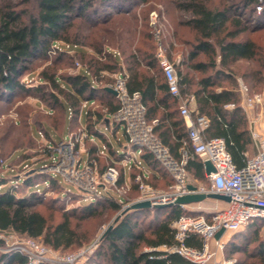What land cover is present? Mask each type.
<instances>
[{"label": "trees", "instance_id": "1", "mask_svg": "<svg viewBox=\"0 0 264 264\" xmlns=\"http://www.w3.org/2000/svg\"><path fill=\"white\" fill-rule=\"evenodd\" d=\"M210 1L185 0L178 4L179 9L191 15L187 21L179 25L189 27L194 35V38L188 39L183 37L182 31L179 33L186 46L181 62L183 67L179 69V96L172 95L168 89L166 77L156 57L158 42L154 32L151 31V34L146 36H151L153 45L145 47L142 42V45L134 48L128 59L121 55L123 49L121 44L106 43L101 37L93 38L90 43H86L84 39V36L87 37L86 34L83 36L81 33L74 35L70 33L76 26L75 20L79 18L84 19V22L91 20V8L109 5L111 8L116 7L117 12H120V7L125 9L130 6V0H22L23 3L32 6L31 11L18 10L15 5L4 3L0 5V101L9 102L10 98L18 97L20 94L39 92L46 110L36 111L35 126L37 131L44 130L49 134L44 119H52L55 127L61 125L63 128L67 123L65 121L67 104L73 107L74 123L83 99L94 100L98 106L89 107L86 113L88 127L92 131L95 124H99L103 118L105 113L103 107L107 106L110 112H115L119 106L118 99L104 89L93 87L87 74L59 73L62 57H68L70 60L73 58L69 53L70 48L89 45L94 53L80 52L82 53L80 56L83 62L89 65L90 73L100 74L104 69L126 71L129 89L140 91L143 96L147 106V120L149 122L157 120L156 134L176 157L180 156V148L188 138L186 123L180 114V105L185 98L184 95L193 94L197 101L198 114L205 115L210 120L206 135L225 138L235 163L243 166L246 153L252 149L254 143L249 130L248 116L241 106L242 97L237 91L239 86L237 76L242 77L249 92L253 94L247 78L253 77L261 81L264 71V43L252 35L238 39L248 28L242 27V21L233 16L234 11H231L230 7L214 6ZM256 3L257 0H241L238 3L242 10L240 14L246 18L248 16L249 21L253 20L254 27L249 30L251 34L264 31V11L257 14ZM103 22L109 23L110 19ZM100 23L101 21L91 22L89 27L96 28ZM55 47L60 50V54L53 60L52 65H48L38 76L45 85L36 88L26 86L21 78L30 70V63L34 59L48 60L51 50ZM110 50L119 52L120 57ZM105 56L108 60L102 62L100 58ZM240 60L254 61L257 65L253 67L251 73L242 74L234 68V64ZM151 67L155 69L152 74L148 71ZM195 75L198 76L196 81L193 79ZM46 88H50L51 91H47ZM229 103H235V106L229 109L226 107ZM32 111H27L23 116L22 120L26 125L31 123ZM196 115L194 112L193 118ZM13 152L7 155L0 152V156L8 161ZM141 157L156 170V173L150 176V184L166 189L173 181L170 175L160 167L150 152L144 151ZM40 168L21 174L24 176L22 182L19 181V177L11 179L12 184H9L8 179L0 173V231L12 229L21 236L41 238L47 246L56 250H76L86 243H91L93 234L89 228H84V224L100 218L109 209L119 210L121 205L118 197L108 190L100 197L89 199L77 190L70 194L83 200L81 207L69 209L64 205H56L60 199L69 195L67 188L70 186L65 185L62 179L40 171ZM187 168L195 178L207 183L202 159L199 157L190 159ZM137 171L133 168L131 172L134 175ZM122 180L121 178L120 183ZM40 181H43L44 186ZM22 187L26 188L27 192L22 193ZM51 191L58 193V199L50 197L51 199L46 201ZM42 208L52 210V213H46ZM154 210L163 211L166 215L161 221L150 223L143 230H136L138 224L136 219L141 214L147 215L146 213L153 211L152 208H126L116 224L104 232L100 247L102 250L106 248L103 256L106 257L108 264H167L168 260L171 264L186 262L176 254H171L168 258L151 259L149 257L151 252L145 251L143 247L173 244L172 223L183 213L192 212L185 211L180 205ZM55 211L59 212L58 215ZM262 223L264 220L257 219L244 229L246 231L234 234L243 235L245 245L234 243V246L238 252L247 255L237 259L233 264H264V240L258 239V227ZM251 231L254 237L244 238V235ZM196 242L191 241L194 244ZM253 244L254 247L250 250V245ZM0 264H27V258L20 253H4L0 257Z\"/></svg>", "mask_w": 264, "mask_h": 264}, {"label": "built area", "instance_id": "2", "mask_svg": "<svg viewBox=\"0 0 264 264\" xmlns=\"http://www.w3.org/2000/svg\"><path fill=\"white\" fill-rule=\"evenodd\" d=\"M255 10L257 14L264 11V0H257ZM159 20L158 13L151 12V24L158 39L156 57L166 77L169 91L172 95L179 96L180 76L176 62L169 58L167 48L162 42ZM107 86L116 91L119 101L110 123L113 128L124 129L126 142L122 143V152L115 150L117 158L111 159L106 169L99 174L97 160L90 155L86 157L83 155L84 143L89 135L87 131L81 130L60 141L49 142L46 151L48 158L43 162L47 167L43 166L40 171L55 176L61 175L89 199L100 197L103 192L114 187L119 193L118 202L121 206L125 203L121 195L130 191L133 184L137 186L139 195L132 203L147 200L152 205L173 203L178 197L190 193L227 195L230 200H226L227 204L224 207L217 204L204 207L202 202L180 204L182 209L192 213H183L172 223L174 243L145 247L144 250L151 252L149 255L151 259L168 258L169 255L176 254L186 261L183 264H233L234 260H227L221 255L229 240L227 237L244 230L257 219L264 220V134L255 127L254 122L250 125V134L257 151L252 156L246 153L245 164L238 166L225 138L208 137L206 130L210 123L209 118L199 114L193 118L188 98H184L180 105V114L185 120L188 138L180 148V156L176 157L156 134L157 120L153 122L147 120V106L141 92L129 89L128 73L122 71L115 74L114 80ZM240 91L244 96L242 102L244 109L264 106V95L251 94L248 86L242 81ZM234 106L235 103L227 104L229 108ZM144 151L150 152L160 167L172 178L173 181L168 188L160 189L150 184L152 170L139 158ZM194 157H199L204 163L209 160L216 168L215 172L205 173L206 184L196 183L190 179L187 165ZM0 164L6 168L7 160L0 158ZM128 167L130 182L127 180ZM133 168L138 170L134 175L131 172ZM121 178L124 184L119 187ZM190 184L195 185L197 189L190 190L188 187ZM67 191L72 192V188L68 187ZM221 229H224L223 234L216 238ZM104 232L89 245L62 253L34 237L18 236L14 230H5L3 251L6 254L24 255L27 264H82L99 246ZM191 241L197 242L194 244ZM167 264H171V261L168 260Z\"/></svg>", "mask_w": 264, "mask_h": 264}, {"label": "rangeland", "instance_id": "3", "mask_svg": "<svg viewBox=\"0 0 264 264\" xmlns=\"http://www.w3.org/2000/svg\"><path fill=\"white\" fill-rule=\"evenodd\" d=\"M185 0H130V6L128 8L123 9V7H120V12H117L116 7L111 8L109 5H102V6H96L94 8H91V20H86L84 22V19H77L76 26L71 29L72 35L75 33H81V35H87V37L84 36V39L87 42H91L93 38H102L105 40L106 43L109 44H121L123 46L121 55L124 57V59H128V57L133 53L134 48L138 45H142V42H144V46L150 47L153 45V42L151 41V36L146 37L148 34H151V31L155 34V28L151 24V12L156 11L160 17L159 20V28L161 29V39L163 44L167 48V54L169 58L176 62L178 57L181 56L183 51L186 50V46H184L183 39L179 37V33L182 31V35L185 38L192 39L194 38V35L191 33L190 28L187 26H180L179 23H182L183 21H187L190 18V13L183 11L178 8V4ZM241 0H211L210 4L214 6H218L221 8H224L225 6L230 7L231 11H234L233 16L236 17V19H240L242 21V27H247V32L241 33V35L238 37V39L246 38L250 35L257 36L260 42L264 43V31L258 32L256 34H251L249 30L253 29L254 23L253 20L249 21L248 16L241 15V11L238 3ZM6 3H11L15 5L16 9L18 10H24L28 9V11L32 9V6L30 7L29 4H25L22 2V0H0V5ZM97 8L98 11L96 10ZM237 12V13H235ZM89 15V18L91 17ZM136 16V18H134ZM27 15L25 16V18ZM98 19V20H96ZM110 19L109 23L104 24V20ZM101 21V23L96 26V28H90L89 24L91 22ZM249 21V22H248ZM143 25H145L143 27ZM88 27V28H87ZM108 30V32H106ZM92 31V32H91ZM178 34V35H177ZM156 37V35H155ZM157 39V37H156ZM158 42V39H157ZM158 47V46H157ZM80 51H90L93 52L91 47L89 45L81 46V48H76L75 50ZM74 50V49H71ZM154 51V50H153ZM157 49L155 50V52ZM70 55H73L72 60H70L68 57H62V61L60 63V69L59 73L67 75L69 73L75 74L77 71V68L79 67L78 64H82L83 60L80 55L82 53H74L69 52ZM94 53V52H93ZM60 54V50L58 48H53L50 52V56L48 60L45 59H34L30 63V70L24 74L21 78V81H23L26 86L28 87H38L42 84L45 85V82L41 80L38 76L40 75V72L44 70L48 65H52L53 60ZM92 60V59H91ZM107 57H103L101 60L102 62L107 61ZM257 62L254 61H248V60H240L234 64V68L240 72V73H251L253 67H256ZM181 68V65H178L177 72L179 75V69ZM186 68H184L185 70ZM33 71V72H32ZM151 74L155 71L153 67L149 68L148 70ZM236 71V72H237ZM237 72V73H238ZM30 73V74H29ZM110 76L105 77V81L110 80ZM195 81L198 79V76L195 75L194 78ZM247 80L249 81L252 90L254 93H262L264 95V71L263 76L261 77V81H257L258 79H254L253 77H248ZM47 91H51L50 88H46ZM185 98H188L189 100L191 97L189 95H184ZM9 100V99H8ZM42 109V101L40 100V94L39 92L33 91L28 95L20 94L18 97L10 98L9 102L7 101H0V152H3L7 155L12 151H17L16 155L7 161V167L6 169L1 168L2 165L0 164V173L4 175L8 179L9 184H12V180L19 177V181L22 182L24 180V176H20V174L23 175V173H26V171H32L34 169L47 167L46 164H43L44 160L48 158L46 155L47 151V145L48 143H37L36 140L31 136V130L29 129V126L25 124L23 119V116L27 111H32V117L33 113L34 117L36 115V111ZM88 109V108H87ZM86 109V110H87ZM192 110V116L194 115L195 109L193 106H191ZM256 112V113H255ZM247 116L250 115L251 117H255L258 114V120L263 124L261 128V132L264 134V106L263 107H257L255 109L250 110L248 113L246 112ZM159 116V115H158ZM31 117V118H32ZM30 118V120H32ZM84 119H87L86 112L84 113ZM33 125H36L35 122H32ZM69 122L65 124V126L62 128L60 126H51L47 121L45 122V128L46 130L51 133V135L55 134V136L52 135V137H56L58 139L62 138L65 133H68L69 131ZM99 131L106 135L107 138H109L114 145L115 149L119 152H122L123 147L122 143L126 142V136L124 134V129L122 127H116L113 128L112 126L109 127L107 124H101L99 126ZM39 133L42 137L46 136V133L44 130H39ZM89 139V138H88ZM97 142L101 147L104 146L105 141L101 136H96ZM107 141V139H106ZM91 147V141L85 140L84 148L88 149ZM101 155V154H100ZM84 156L86 157L87 154L84 153ZM103 157V156H102ZM0 158H2L0 156ZM140 160L144 165L147 163L145 160L142 159L141 156H139ZM97 160L98 163V172L99 174L102 173L106 166L111 161L103 160L101 161V157H99ZM128 175L127 180L130 182V172L129 167L127 169ZM1 174V175H2ZM189 176L191 180H195L192 173L189 171ZM52 177L57 179H62V182L65 185H68L72 188V191L77 192V188H75L73 185H70L61 175L55 176L52 174ZM50 176L48 177V180H50ZM12 179V180H11ZM41 185L44 186L43 181H40ZM124 183H120L118 186L120 187ZM206 184V183H205ZM168 188V187H167ZM165 189V188H161ZM29 191V190H28ZM115 194L118 198L119 193L117 190L112 187L110 190ZM21 192H27L26 188L21 189ZM104 193V192H103ZM139 195L138 188L135 184L132 185L131 190L125 193V195H121L124 199V202L121 206V208L117 211L107 210L103 215L100 216V218H96L95 220H92L89 224H84V228H89L92 236L94 237L91 242L98 239L105 230H107L111 225L116 224V221L120 219L123 214L124 210L130 206L132 201H134L137 196ZM48 198L45 200H50V197H53L55 199H58V193L56 191H51L47 195ZM89 199L87 200V202ZM83 200L80 197H75L74 195L70 194L60 199L58 204L56 205H64L65 207L72 209V208H79L81 207V203ZM194 206V205H192ZM202 206L207 207L206 204H202ZM153 211H149L146 213L147 215H139L137 217L138 224L136 226V230H143L150 223H157L161 221V219L164 218L166 214L163 213V211L158 212L152 208ZM42 210L46 213H52V210H46L45 208H42ZM187 211V210H185ZM56 215H58L59 212L55 211ZM12 230V229H8ZM246 231V230H244ZM243 230L241 231V233ZM241 233H238L239 235L234 234L230 235L229 238L227 237L228 242L226 244V247L224 249V252L222 257L226 258L227 260H234L236 261L239 258L245 257L247 254L244 252H238L235 249L234 243H242L245 245V241H243V235ZM21 236V235H18ZM249 236V239H252L254 235L248 232V234L244 235ZM234 237V238H233ZM258 239L264 240V223L260 224L258 227ZM248 238V237H247ZM0 239L2 240V243H0V257L4 254L3 251V231H0ZM41 243L45 244L41 238H36ZM234 241V242H233ZM250 242V240H249ZM89 243H86L85 245H89ZM46 245V244H45ZM145 247H150L148 245H145ZM254 247L253 245H250V250ZM78 249V248H77ZM75 249H68V250H59L62 253L65 252H72ZM104 252H106V248L104 250L101 249L100 243L99 246L95 249V251L92 253V255L85 260L82 264H108L106 257L103 256Z\"/></svg>", "mask_w": 264, "mask_h": 264}, {"label": "crops", "instance_id": "4", "mask_svg": "<svg viewBox=\"0 0 264 264\" xmlns=\"http://www.w3.org/2000/svg\"><path fill=\"white\" fill-rule=\"evenodd\" d=\"M71 49H74V50H71ZM76 48H70L69 49V52H76V53H80V52H86L87 54H93V52H90V51H80V49L78 50H75ZM111 52H113V54H117L118 57H120V53L115 51V50H110ZM183 58H184V52L181 54V56L178 57L177 61H176V68H178V65H181V62L183 61ZM100 59H103L100 58ZM181 67H183L181 65ZM124 68V67H123ZM125 69V68H124ZM84 73V74H87L89 75V79H90V82H91V85L93 87H96L100 90H105L107 91L108 93L111 94L112 97H116L115 94L111 93L110 91L106 90V88H109L107 85L109 83H111L113 80H114V75L115 74H118L120 72L118 71H114V70H109V69H104L103 71H101L100 74H93V73H90V68H89V65L87 63H82L79 65V67L77 68V71L75 74L73 75H76L78 73ZM72 74V73H70ZM106 76H110V80L108 81H105V77ZM237 79L239 81V86L237 88V91L240 93L242 99H241V106H242V102L244 100V96L243 94L241 93L240 91V81L244 82L242 77L241 76H237ZM218 90H221V88H218ZM189 97H191V99L189 101L190 103V106H193L194 109H195V112L198 114V111H197V101H196V98L193 94H190ZM92 102H94V104H92ZM86 103V106H84V104ZM230 104V103H229ZM98 105L96 104V102L94 100H88V99H83V101L81 102V106H80V110H79V113H78V116H77V119L76 121H74L73 123V120H72V116L74 115L73 113V107L69 104H67V115H66V122H69V131L68 133H65V135L58 139L56 137H52L51 133L49 134H46V136L42 137L39 133V131H37L36 129V126L33 125L32 122H35L36 118H37V115H33V117L31 118L32 120L31 123L28 125L29 126V129L31 130V136L34 138V140L37 141V143H40V142H43V143H49V142H57V141H60L66 137H68L71 133L73 132H78V131H81V130H85L88 132V135H89V139L87 138V140L91 141V147L88 148V149H85V151L83 152V155L84 153L88 155H90L91 157H94L95 159H98L99 157H101V161L103 162V160H106L107 162L110 161L111 159H114V158H117L116 155H115V147L114 145L112 144L111 140L109 138L106 137L105 134L101 133L99 131V126L101 124H107L109 127H111V123H110V120H111V116L112 114L114 113L113 111L110 112L109 110V107L107 106H104L103 107V111L105 112L104 115H103V118L101 120V122H99V124H95V126L93 127L92 131L89 129L88 127V121L87 119L85 120L84 119V113L88 111L89 107H92V108H95L97 107ZM227 107V105H226ZM243 107V106H242ZM88 108V109H87ZM229 108V107H227ZM87 109V110H86ZM229 109H232V108H229ZM42 110H46V107L45 105L42 103ZM247 113L252 110V109H244ZM65 113V114H66ZM256 113V112H255ZM64 116V115H63ZM258 114L255 116V117H251L250 115H248V119H249V130H250V125L254 122L255 124V127L258 129V130H261L263 124L258 120ZM48 122L51 126H54L53 125V120L52 119H44V122ZM72 124V125H71ZM65 126V124H64ZM63 126V127H64ZM101 136L104 141H105V144L103 147H101L99 145V143L97 142V139H96V136ZM55 136V134L53 135ZM107 139V141H106ZM254 143V141H253ZM257 149L255 147V144H253V147L250 151H247V154L249 156H252L256 153ZM17 151L15 150L13 153H12V157L11 159L16 155ZM101 154V155H100ZM103 156V157H102ZM85 157V156H84ZM146 167L150 168L152 170V173L151 174H154L156 173V170L153 169V167L151 166V164H146L145 165ZM204 172L206 173V169H205V164H204ZM158 174V173H157ZM195 179V182L196 183H200V184H204L205 182L203 180H199L197 178H194ZM159 188V187H158ZM161 189V188H160ZM203 204H206L207 206H211V205H219V206H226L227 204V201L226 200H223V199H213V198H207L205 199L204 201H202ZM194 204H197V203H194Z\"/></svg>", "mask_w": 264, "mask_h": 264}, {"label": "water", "instance_id": "5", "mask_svg": "<svg viewBox=\"0 0 264 264\" xmlns=\"http://www.w3.org/2000/svg\"><path fill=\"white\" fill-rule=\"evenodd\" d=\"M106 90L110 91L111 93L116 95V91L112 88H106ZM205 169H206V173L210 174L211 172H215L216 168L214 167V165L209 161H205ZM190 190H196L197 187L195 185L190 184L189 186ZM207 198H213V199H223V200H230V197L224 194H220V193H209V194H205V193H190V194H186L184 196H180L178 197L175 202L173 203H166V204H156V205H152V203L147 200V201H141V202H135L132 203L130 206H128V209H141V208H162V207H167V206H171V205H180V204H191V203H199L204 201ZM112 228V225L106 230H110ZM224 229H221L217 234H216V238H220L221 235L223 234Z\"/></svg>", "mask_w": 264, "mask_h": 264}]
</instances>
